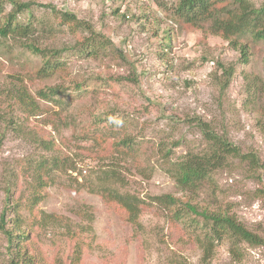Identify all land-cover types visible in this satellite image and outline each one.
<instances>
[{"label":"rangeland","instance_id":"1","mask_svg":"<svg viewBox=\"0 0 264 264\" xmlns=\"http://www.w3.org/2000/svg\"><path fill=\"white\" fill-rule=\"evenodd\" d=\"M22 1L34 2L20 17L35 25L36 43L69 49L61 53L62 70L50 79L29 83L31 90L64 86L60 104L41 101L40 112L25 119L0 94V215L5 214L7 226L19 222L17 234L25 233L13 251L31 256L32 264H70L74 241L64 234V224L84 223L75 212L87 210L91 229L80 264H201L202 248L195 241V234L206 229L201 219L185 226V221H172L161 208L146 203L138 218L140 226L134 228L118 204L91 188L102 170L113 169L120 180L113 187L147 202L149 196L162 193L187 199L168 167L188 152L206 148L197 119L264 162V40H246L249 56L242 63L240 51L221 37L175 21L171 16L175 0ZM251 1L255 6L263 2ZM48 6L87 22L112 42L113 51L96 56L79 51L77 45L90 33L62 23ZM10 8L7 0L4 9ZM166 29L170 47L164 46ZM1 42L0 91L10 74L41 64V57L24 51L19 43ZM223 69H231L228 80ZM11 118L22 131L7 125ZM94 128L101 135L86 137ZM125 134L135 143L128 155L115 146ZM40 139L51 144L41 145ZM40 156L66 157L69 164L50 173L35 206L38 215L56 216L55 223L33 225L27 162ZM192 198L208 210L234 215L264 237L263 170H251L231 158ZM16 216L21 219L15 223ZM240 247L242 257L235 259L226 240L217 243L208 264H264V246L241 243ZM10 255L0 233V264H9Z\"/></svg>","mask_w":264,"mask_h":264},{"label":"trees","instance_id":"2","mask_svg":"<svg viewBox=\"0 0 264 264\" xmlns=\"http://www.w3.org/2000/svg\"><path fill=\"white\" fill-rule=\"evenodd\" d=\"M8 1L11 8L5 11L7 0H0V42L11 39L19 43L24 51L41 57V64L34 69L24 73L10 74L8 84L0 91V94L8 99L9 105L12 103L13 106H16L27 119L40 112L41 101H55L59 104L63 101L60 96L66 95L64 86L54 84L31 90L29 83L34 80L50 79L58 70H62L65 62L61 59V53L67 51L69 47L64 46L60 49L40 47L35 39V25L31 20L24 21L20 17V14L30 9L34 2ZM50 8L62 23L71 24L74 28L85 29L90 33L89 37L77 45L79 51L94 56L102 51H113V44L110 40L95 31L87 22L79 19L74 13L57 11L54 7ZM171 16L178 23L221 37L227 41L229 46L240 51L242 63H246L249 56L246 40H264V0L259 6H255L251 0H175ZM164 32V46L170 47V31L166 29ZM223 72L227 75L228 80L232 73L231 69H223ZM74 86L76 89L80 87L77 83ZM55 116L58 121L62 120L58 112L55 113ZM98 119L100 120V118ZM112 122L113 125L118 124ZM6 123L12 127L11 129L22 131V125L13 121L12 118ZM197 126L206 141V148L201 152H188L180 160L171 162L168 167V172L174 179L177 188L187 194V199H181L170 193H162L149 196L150 200L147 202L136 194L120 191L113 187L112 184L120 182L113 169L102 170L101 179L98 178L97 184L91 188V191L101 194L107 201L118 204L126 214V221L134 228L140 226L138 218L142 205L146 203L161 208L172 221H185V226L189 222L198 224V218L201 219L206 229L203 228V234H195V241L202 248L201 264L209 263L215 245L223 240H226L228 244L230 255L235 259H240L242 253L238 250L241 248V243L250 246H264V237L250 230L234 215L208 210L195 202L192 197L197 196L202 186L212 181L213 173L228 165L231 158L246 163L254 171L259 169L264 171V162H261L255 153L243 152L225 135L216 133L208 122L197 119ZM96 129L87 131L86 137H93L95 134L101 135L100 131H96ZM38 143L48 147L51 141L40 139ZM134 145V141L130 140L127 134L123 139L115 142V146L118 147L117 151L125 155L133 152ZM167 155L168 152L165 156ZM27 163L31 164L32 182L29 187L33 190L28 198L29 218L33 225L34 223L40 225L49 222L55 223L56 216L45 212H40L38 215L35 206L43 197L41 191L47 186L50 173L61 165L66 167L69 162L66 157L40 156L33 163L31 161ZM75 214L84 223L66 221L64 224V234L74 241L70 264H80L85 237L91 229L90 221L92 220L90 211L79 210ZM20 219L16 216L15 223ZM189 219L190 221H188ZM72 223L74 224L72 225ZM18 227L19 222L13 226H7L5 214L0 215V233L5 235L11 254L9 264H32L31 256H20L17 250L13 251L17 246L18 239L25 236L23 231L17 234L15 228Z\"/></svg>","mask_w":264,"mask_h":264}]
</instances>
